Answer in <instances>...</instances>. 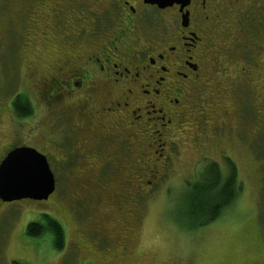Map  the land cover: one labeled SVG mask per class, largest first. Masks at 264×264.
I'll return each instance as SVG.
<instances>
[{"label": "flooded vegetation", "instance_id": "obj_1", "mask_svg": "<svg viewBox=\"0 0 264 264\" xmlns=\"http://www.w3.org/2000/svg\"><path fill=\"white\" fill-rule=\"evenodd\" d=\"M19 2L16 47L7 49L23 74L0 77V125L7 115L30 135L4 141L0 163L15 148H33L52 173L57 167L69 176L61 195L70 207L102 204L93 222L91 210L74 217L81 224L71 242L78 259L106 264V200L122 212L127 199L152 195L183 141L202 157L193 164L200 169L219 167L209 153L232 164L229 149L259 146L264 0H186L163 8L144 0ZM7 82H16L13 94ZM65 225L60 252L68 244ZM44 236L38 242L50 243Z\"/></svg>", "mask_w": 264, "mask_h": 264}, {"label": "rangeland", "instance_id": "obj_2", "mask_svg": "<svg viewBox=\"0 0 264 264\" xmlns=\"http://www.w3.org/2000/svg\"><path fill=\"white\" fill-rule=\"evenodd\" d=\"M17 4L22 3L0 0V77L4 80L14 72L23 74V68L16 60H11L7 49L15 48L17 43L13 35L19 15L14 9ZM24 83L31 88L34 101L33 82L28 78ZM5 84L8 93L13 94L16 82ZM6 119L7 115H4V123L0 125V145L12 138L21 141L30 135L16 119L13 124ZM34 140L31 143L38 146ZM255 143L259 146L251 150L240 146L228 150L236 167L240 192L234 202L206 226L187 231L172 218L177 208L180 210L181 196L189 192L187 186L199 179L202 170L193 167L202 157H195L185 141L178 149V161H172L165 180L152 195L127 199L122 212L115 211L106 200V207L101 209L106 213V223L100 224L106 229V246L110 245L111 254L106 255V264L108 261L112 264H259L264 253V134L256 136ZM206 156L220 160L219 168L224 174L228 172L229 163L224 157L214 152ZM108 170L107 178L110 179L115 169L110 167ZM53 171L57 190L47 203L26 200L0 206V264H98L90 255L78 259L71 244L76 230L81 227L74 218L76 213L79 216L81 212L87 214L91 206L70 207L61 192L71 180L64 176L62 169L53 167ZM93 206L95 208L97 204ZM101 207L102 204L95 212L94 208L91 210V215L94 214L88 222L94 221ZM41 214L65 222L68 244L64 252L57 253L51 240L41 244L24 235L26 224L37 220ZM121 246L127 247L123 255L120 254ZM89 259L93 263L85 262Z\"/></svg>", "mask_w": 264, "mask_h": 264}, {"label": "trees", "instance_id": "obj_3", "mask_svg": "<svg viewBox=\"0 0 264 264\" xmlns=\"http://www.w3.org/2000/svg\"><path fill=\"white\" fill-rule=\"evenodd\" d=\"M198 178L193 185L187 186L186 191L189 192L181 196V205L178 206L180 210L178 211L177 208L172 216L173 221L187 231L215 221L222 211L234 202L240 192L234 164H228V172L225 174L218 166L210 164L202 168ZM0 206H3L2 203ZM62 222L59 218L41 214L37 220L26 224L24 235L34 240H41V237L44 238L45 234H49L54 250L60 252L64 243ZM43 243L47 244L46 241Z\"/></svg>", "mask_w": 264, "mask_h": 264}, {"label": "water", "instance_id": "obj_4", "mask_svg": "<svg viewBox=\"0 0 264 264\" xmlns=\"http://www.w3.org/2000/svg\"><path fill=\"white\" fill-rule=\"evenodd\" d=\"M163 8L186 0H144ZM36 158L39 168L33 169L23 163ZM55 181L46 158L33 148L18 147L11 150L0 163V203L22 200L47 201L54 193Z\"/></svg>", "mask_w": 264, "mask_h": 264}, {"label": "snow or ice", "instance_id": "obj_5", "mask_svg": "<svg viewBox=\"0 0 264 264\" xmlns=\"http://www.w3.org/2000/svg\"><path fill=\"white\" fill-rule=\"evenodd\" d=\"M69 158L72 159V157H69ZM22 162L25 163L26 165H28L29 167L33 168V169L39 168V161L36 158L25 159ZM259 264H264V253H262V258H261Z\"/></svg>", "mask_w": 264, "mask_h": 264}]
</instances>
